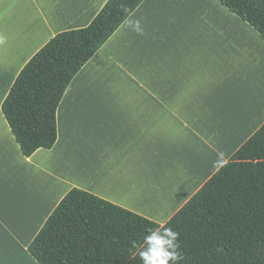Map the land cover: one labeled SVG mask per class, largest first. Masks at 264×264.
Listing matches in <instances>:
<instances>
[{"label": "crops", "instance_id": "0c3cea01", "mask_svg": "<svg viewBox=\"0 0 264 264\" xmlns=\"http://www.w3.org/2000/svg\"><path fill=\"white\" fill-rule=\"evenodd\" d=\"M106 1L0 0V264H38L28 245L72 188L164 225L264 124L257 31L218 0H143L71 80L54 146L24 157L2 102Z\"/></svg>", "mask_w": 264, "mask_h": 264}, {"label": "trees", "instance_id": "16d2710c", "mask_svg": "<svg viewBox=\"0 0 264 264\" xmlns=\"http://www.w3.org/2000/svg\"><path fill=\"white\" fill-rule=\"evenodd\" d=\"M143 0H107L21 69L1 113L26 158L51 149L71 80ZM264 41V0H218ZM179 233V264H264V124L164 225L72 188L28 245L38 264H143L148 229Z\"/></svg>", "mask_w": 264, "mask_h": 264}, {"label": "clouds", "instance_id": "9594fccd", "mask_svg": "<svg viewBox=\"0 0 264 264\" xmlns=\"http://www.w3.org/2000/svg\"><path fill=\"white\" fill-rule=\"evenodd\" d=\"M128 27L138 35H144L139 20L130 19ZM144 242L147 247L140 253L143 264H179L182 259L179 252V233L172 228H150Z\"/></svg>", "mask_w": 264, "mask_h": 264}, {"label": "bare ground", "instance_id": "6f19581e", "mask_svg": "<svg viewBox=\"0 0 264 264\" xmlns=\"http://www.w3.org/2000/svg\"><path fill=\"white\" fill-rule=\"evenodd\" d=\"M88 176V175H87ZM92 176V175H91Z\"/></svg>", "mask_w": 264, "mask_h": 264}]
</instances>
